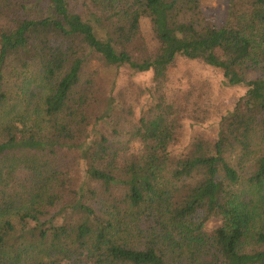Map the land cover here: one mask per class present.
<instances>
[{"label":"trees","instance_id":"1","mask_svg":"<svg viewBox=\"0 0 264 264\" xmlns=\"http://www.w3.org/2000/svg\"><path fill=\"white\" fill-rule=\"evenodd\" d=\"M209 2L0 0V264H264V0ZM178 57L246 89L174 155ZM118 68L152 73L137 118Z\"/></svg>","mask_w":264,"mask_h":264},{"label":"rangeland","instance_id":"2","mask_svg":"<svg viewBox=\"0 0 264 264\" xmlns=\"http://www.w3.org/2000/svg\"><path fill=\"white\" fill-rule=\"evenodd\" d=\"M71 6L74 10L79 9L77 3L72 2ZM225 6V0H210L203 10L210 19L218 21L224 18ZM141 27L143 37L149 39V21L143 19ZM116 71V75H113L115 73L100 69L102 84L109 90L115 79L113 95L117 100L124 101L137 118L154 103L150 97L151 93H140L143 88H153L152 73L147 71L130 75L124 68H118ZM124 89H127V93H118ZM245 89L241 85H228L220 71L199 60L178 57L168 68L164 85L165 99L177 110L180 125L175 141L170 145L171 153L184 154L197 138L214 141L221 117L234 107ZM196 118H199V121ZM140 149L139 144L132 147L134 152H139ZM216 225L218 221L211 219L206 224V229H212Z\"/></svg>","mask_w":264,"mask_h":264}]
</instances>
